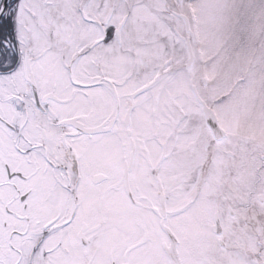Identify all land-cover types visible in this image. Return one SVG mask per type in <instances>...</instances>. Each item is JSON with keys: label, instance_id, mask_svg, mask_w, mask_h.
Masks as SVG:
<instances>
[{"label": "snow or ice", "instance_id": "snow-or-ice-1", "mask_svg": "<svg viewBox=\"0 0 264 264\" xmlns=\"http://www.w3.org/2000/svg\"><path fill=\"white\" fill-rule=\"evenodd\" d=\"M0 264H264V0H0Z\"/></svg>", "mask_w": 264, "mask_h": 264}]
</instances>
